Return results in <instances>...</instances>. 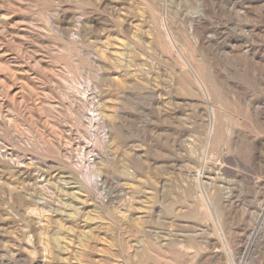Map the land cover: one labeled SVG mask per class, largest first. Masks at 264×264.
I'll list each match as a JSON object with an SVG mask.
<instances>
[{
    "label": "rangeland",
    "instance_id": "374dc122",
    "mask_svg": "<svg viewBox=\"0 0 264 264\" xmlns=\"http://www.w3.org/2000/svg\"><path fill=\"white\" fill-rule=\"evenodd\" d=\"M232 256L264 264V0H0V264Z\"/></svg>",
    "mask_w": 264,
    "mask_h": 264
},
{
    "label": "bare ground",
    "instance_id": "6f19581e",
    "mask_svg": "<svg viewBox=\"0 0 264 264\" xmlns=\"http://www.w3.org/2000/svg\"><path fill=\"white\" fill-rule=\"evenodd\" d=\"M162 30H163V25H162ZM165 35H166V33H164V37H165ZM162 40V42L160 43V51H161V54H160V58H162V60H164V53H165V49L167 48V46H166V42H165V40L164 39H162V38H160V40H159V42ZM159 67H161V69L160 68H157V81H156V84L152 87V86H149V87H146V91H147V95L149 96V98H150V103L148 104V106H147V108H146V110H147V114L148 113H150L152 110H153V108H154V104H155V102L157 103V107L160 109L161 107H162V105H164L163 103H164V97H163V92H164V90H165V84H164V81H165V79H164V71H163V68H162V65H159ZM140 70H143V71H145L146 72V75H147V77H148V80L150 79V78H152V75L149 73V72H147V70H146V68H144V66H141L140 67ZM190 72H191V70H190ZM196 72L198 73V71L196 70ZM181 75V74H180ZM198 76H199V78L201 79V81H202V84H203V87H204V89H205V92H206V94H207V96L208 97H211V96H213L214 97V87H213V85L211 84V82L210 81H208V79H207V81H205L204 80V78L206 77V75H205V77L203 76V75H200L199 73H198ZM196 77V76H195ZM207 78V77H206ZM156 107V106H155ZM107 111V110H106ZM93 113V112H92ZM101 113V112H100ZM116 113V112H115ZM103 114V113H102ZM163 114V113H162ZM111 115V114H110ZM92 116V115H91ZM93 117V116H92ZM107 117V116H106ZM94 122H95V120H94ZM120 132H121V130H120ZM125 136V134L123 133V132H121V134L119 135H117V139H116V141L118 140H120V142H122L123 141V139H122V137H124ZM126 137V136H125ZM117 141V142H118ZM108 143V142H107ZM198 171V170H197ZM225 171V170H224ZM227 171V170H226ZM199 172H200V170H199ZM128 173V172H127ZM201 174V173H200ZM202 174H203V172H202ZM196 177H199L200 178V176L196 173V175H195ZM198 180V179H197ZM253 235V234H252ZM255 236V235H254ZM253 238V237H252ZM250 243H251V240H250ZM250 249V248H249ZM230 254V253H229ZM245 255V254H244ZM230 257V256H229ZM245 257V256H244ZM246 258V257H245ZM240 260V259H239ZM228 261V260H227ZM228 264H237L236 263V261H235V259L233 258V256L231 257V259L229 260V262H228ZM245 264V263H244Z\"/></svg>",
    "mask_w": 264,
    "mask_h": 264
}]
</instances>
